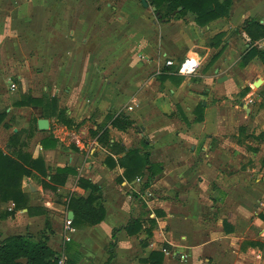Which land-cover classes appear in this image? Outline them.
<instances>
[{
	"label": "crops",
	"instance_id": "obj_1",
	"mask_svg": "<svg viewBox=\"0 0 264 264\" xmlns=\"http://www.w3.org/2000/svg\"><path fill=\"white\" fill-rule=\"evenodd\" d=\"M17 1L12 0L8 7L18 6V14L9 10L11 15L7 16L8 12L0 10V74L4 71L5 74L11 72V75L23 76L29 67L21 69L20 65L14 66L12 52L15 50L18 61L25 51H22L23 49L26 47L33 49L34 40L30 34L18 30V23L24 25L25 28H32L33 34L35 33L33 24L38 23V17L34 18L32 25L28 24L30 22L25 14L26 5ZM40 1L35 0L33 6H38L41 11ZM124 2L127 3V7L132 8V12L117 14L116 19H123L126 15L132 21L133 28L126 35L125 46L128 44V48L121 46L117 52L125 50L124 56H127L128 60L130 57L133 59L138 53L149 59L135 70L128 63L125 73L122 71L116 73L119 67H115L114 62L105 61V68H99L98 64L105 58L103 56L99 58L93 49L98 36L106 37L107 29L113 30L110 34L118 33L116 25L108 24L109 21L113 23L112 17L116 16L112 15L105 20V17L99 13L88 15L85 12L77 13L71 9L66 11L67 14L58 16L53 10H47L49 14L48 17L46 16L47 23H52L47 29L51 30H46L47 35L39 38L40 42L43 40L47 42V50L55 46L53 39L55 33L52 28L56 21L59 22L61 19L64 25L72 27V30L68 31L69 36L66 42L68 51L62 60V74L68 79L64 80L68 84L74 83L78 90H69L72 103L69 109H63L66 111V116L68 115L67 117L77 126L67 128L57 120L55 121L58 124L55 125L47 119L49 122L47 130L52 129V132H46L47 130L41 131L37 128L39 120L37 119L35 129L37 133L32 142L34 146L27 150L34 159L42 154L47 171L50 170L49 168H53L52 171H54L56 168L72 167L78 173L77 178H84L97 185L101 190V201L105 210L104 219L92 227L67 230L64 223L62 230L50 229L47 227L48 221L63 223L60 214L66 211L64 217L67 218L70 210H67L63 204L50 200L49 194H42L41 179L28 178L30 192L31 187L32 192L41 191V194H32V200L38 197L42 200L32 201L30 206L39 207L44 213L28 216L26 210H21L12 217L0 218V241L13 235L37 236L36 233L42 231L48 238V245L57 253L61 251L65 238L79 244L82 257L78 264H105L109 257L108 249L113 233L115 246L112 264H156L158 256L152 255V252L162 254L161 264L180 262V264H228L234 259L239 260L236 264H262L264 261V222L260 219V215L264 214L257 215L256 211L261 209L258 204L264 194H244L243 192L229 194L226 184H231L232 181L242 183L246 178V171L237 170L233 177L226 175L225 171L221 173L218 169L226 170V168L233 167L231 165L237 167L240 165L232 157L222 154V150L215 147V142L213 144L211 142L216 136L228 133L224 129V122L227 119L222 117L220 110L222 107L225 108V103L241 89L252 86L257 80H261V84L262 80L264 81V67L258 59H253L243 68L238 64L240 56L248 47L245 41L249 40L241 30L242 25L246 20L256 19L264 26V0H231L228 15L205 26H197L194 22L195 16L192 14L168 22H160L152 7L154 20L143 19V13H139V10L133 7L132 2L129 0H124ZM48 3L47 6H51L52 3ZM86 3V0H74V3H68V7L71 8V4L82 6ZM50 12L54 15H50ZM21 14L24 15L20 17ZM230 31H236L237 35L231 37ZM85 40H87L88 49L84 48V51L76 55V49L82 48ZM47 50L44 53L43 50L37 49L36 55L39 60H51L49 57L54 53L49 54ZM187 57L198 60L199 67L192 75H179L178 64ZM166 60H172L174 65L166 67L164 65ZM252 65H255L256 69L254 72L252 70L249 72L248 79L234 87L232 92H226L228 83L234 82L245 71H250ZM79 67H81L84 85L76 84L74 77L69 76L70 70H77ZM161 68L164 74L159 76V80L155 79V82L151 80L153 84H150L146 78L152 72H155V75L158 74ZM130 75H133V88L130 92L123 94L120 88L130 80ZM105 77L111 78L110 82L105 80ZM2 79L0 75V83ZM118 82H120L119 85ZM253 94L254 90L250 91L244 97V101L246 103L250 101ZM30 96L40 98L34 94ZM130 101L133 104L138 103V107L128 115L119 113L118 108ZM199 103L201 109L198 111L196 107ZM242 107L246 115H253V108ZM22 108L15 107L13 110L18 111ZM95 108L98 112L92 111ZM109 108L113 109L116 115L109 119L106 126H102L109 115H107ZM256 111L257 108L254 112ZM95 112L98 113L96 125L85 127L88 122H83L91 118ZM174 113H177L180 120ZM118 115L128 117L132 121V127L125 131L113 128L111 123ZM259 115H254V123L262 116ZM148 118H154L161 123V126L173 123L174 127L170 134L153 132L152 139L155 141H152L148 133ZM228 120L235 122L233 114ZM98 125L101 131L95 134L97 137L85 138L82 141L83 136L81 135L87 136L91 131H97ZM2 127L1 125L0 140L1 137H6L4 130L6 128ZM77 127H79V133L72 131ZM109 127L114 130L108 131ZM133 127L138 128V131L136 132ZM103 131L108 132L111 143H118L125 151L132 149V144L137 142L139 147L136 148L140 153H148L151 163L162 166V172L154 177L152 184L144 192L141 189L148 176L146 171L131 183L123 181L118 184L116 182L117 178L121 177L123 169L119 167L114 157H122L125 152L119 155L111 154L116 164L111 169L106 166L104 160L101 163L97 162L100 155L90 158L93 153L100 154L103 150L98 142V137ZM62 134L67 135L68 138L63 137ZM258 135H264V132ZM48 137L56 141H49L44 148L42 140ZM113 137L115 139L119 137L122 142L114 140ZM70 141L75 143L76 152L77 150L81 154H83L82 150L86 152L88 161L79 156L80 153L74 154L68 149ZM3 146H7L5 138ZM213 152H219L220 167L209 161ZM203 155L207 159L200 160ZM65 159L70 165L65 163ZM262 171L264 173V169ZM198 176L202 183L197 182ZM259 177L264 179V174ZM194 179L195 183L192 185ZM213 182L224 192L213 194ZM126 188H132L137 194H126L128 191ZM151 188L167 193L176 191V194H156L155 192L144 194L150 193ZM64 189L61 188V190ZM75 190L78 193L81 192L82 194L77 195L84 198L89 195V191L78 187H75ZM52 195L57 196V199L65 196V194ZM69 199L70 197L68 201ZM62 201H65V198ZM251 215H257L259 219L255 218V221H252ZM48 216L52 220H48ZM246 217L249 218L248 224L244 222ZM20 219H22L25 233H9L11 231L9 228L20 222ZM134 220L140 223L129 226L131 232H128L125 227ZM151 221H154V227ZM33 231L36 232L32 233ZM149 231H151L150 236H148ZM249 243L255 244L249 245ZM240 248H243V252ZM163 249L170 254H164Z\"/></svg>",
	"mask_w": 264,
	"mask_h": 264
},
{
	"label": "rangeland",
	"instance_id": "obj_2",
	"mask_svg": "<svg viewBox=\"0 0 264 264\" xmlns=\"http://www.w3.org/2000/svg\"><path fill=\"white\" fill-rule=\"evenodd\" d=\"M11 1L12 0H0V4H2L0 10L4 11L5 13L10 10V11L15 12V14L16 13L18 14L19 12L17 10L18 6L15 8L8 7ZM34 1L35 0H18L17 1V2H21L23 5H26V10H25V7L23 8L26 11L25 14H27L28 20L30 22L28 24L32 25L34 23V18L38 17V23L33 24V27L35 28L33 29L35 31V33L33 34H32V28H25L24 25L18 23L19 25L18 30L20 32L25 31L26 34H30L31 35L30 37H32V40H34L33 41L34 45H32L33 49L30 50L28 47L23 49L22 51L24 50L25 51L24 53H22V55H20V59L18 61H17V54L15 53V50L12 52V56H11L13 57L14 66L16 65L18 67L20 65L21 69L23 68L27 69V67H29L30 69L28 68L27 71L23 73L24 74L23 76L20 74L11 75V72H7V74H9L7 75L5 74L4 71H2V73L0 74L3 78L2 83H0V111L5 109L6 118H5L4 123H7L9 126L8 129H4L2 127L6 131V137H1L3 140L2 139L0 140V144H1L0 150L3 153H8V154H12V150L18 149L20 146V145L14 146V147L8 146L9 137L12 134L17 133L18 131L21 132L20 140L24 144V147L22 149L25 152H27V150L30 147L32 148L34 146L32 145V142H33V138L35 134L37 133L35 132L37 119H46V120L49 119L55 125H57L58 123L55 121L56 120V116H55L56 109L55 108L57 107L58 109H63V108L69 109V106L72 103L71 101L72 98L69 97V94H70L69 90L76 89L75 84L74 83L68 84L65 81L68 79L64 78L62 74V71H63L62 69L63 61L62 60L65 56L66 51H68V46L66 45L67 38L69 36L68 31L72 30V27L69 28L68 26L64 25V23L61 22V19L59 22L57 21L56 23L54 22L55 24H53L52 31H54L55 33L54 38H53L55 41V44H54L55 46H51L49 50H47L46 48L47 42H45V40H43V42L39 41V38L45 37L48 33L47 31L51 30V29H47L48 26L52 25V23L51 24L47 23L46 16L48 17L49 15L47 13V10L49 11L53 10L54 14H57L58 16L67 14L66 11L70 9L74 10L77 13L85 12L88 15H94V14L99 13L105 17V20H108L109 17L112 15L116 16V17H112L113 23L109 21L108 24L116 25L118 27V33L114 32L113 34H110L113 30L107 29L106 37L101 38L100 36H98V38L95 40L96 44L93 41V44H95L93 49L95 50L96 55H98L99 58L101 56L105 58L104 60H102L101 63L99 62L100 63L98 64L99 68H105V64H106L105 61L112 62V63L114 62L116 64L115 67H119L117 68L116 73H121V71L125 73L126 72L125 68L127 67L128 63L131 64L135 70L139 68L141 64L149 61V59L144 58L143 55H141V53H138L135 57H133V59L132 57H130L128 60V57L124 56L125 50H123L120 53L117 52V49L121 46L128 48V44L125 46L126 35L128 31L131 28H133L132 21L129 20V17H126V15H124L125 17H123V19H120V20L116 19L117 14L123 15L126 13L130 14L132 12L131 11L132 8L130 6L127 7L126 6L127 3L124 2V0H86L87 3L85 5L79 6V4L78 5L71 4V8L68 7V3H74V0H41L39 3V6L42 5V7L40 8L41 11L39 10L38 6H33ZM129 1L132 2V4L134 5L133 7L135 9L139 10V13H143L142 15L143 19L147 18L148 20H152V21L154 20V13L151 7L148 6L147 8H144L140 0H129ZM48 2L52 3L51 6L50 5L47 6L49 4ZM54 14L51 13L50 15H54ZM6 15L7 16L11 15V12H8V14L6 13ZM22 15L24 14H21L20 17ZM80 19H82V17H80ZM112 28L114 27L112 26ZM230 32H231L230 33L231 37H234L237 35L236 31H230ZM104 35H105V32H104ZM19 36L21 37L22 35L20 34ZM57 38L59 39L57 40ZM237 38H241V37H237ZM245 42H247L248 44L249 40H246ZM86 43H87V40H85V42L82 43L83 44L82 48L76 49V55L80 54L82 50L84 51L85 50L84 48L88 49V45H86ZM255 45L261 48V47H264V42H258ZM37 49H39L40 51L43 50L44 53H46V50L49 54L54 53L49 57L51 60H48V59L44 61L39 60L38 55H36V53H38ZM121 55H123V57ZM115 57H120V58H115ZM41 58L43 59V57ZM150 61L152 60L150 59ZM255 69H256V66L252 65V67L250 68V71H245L244 73H242V75H239L238 78L234 82L232 83L229 82L226 92H232L234 90V87H236L238 84L243 82V80L248 79L249 72H251V70L252 72H254ZM113 74L117 75L114 72ZM163 74H164V70L163 68H161L158 74L155 75V72H152L146 79H148L147 81H149L150 84H153L152 81L154 80L153 82H155V79L159 80L158 79L159 76H162ZM69 76L74 77V79L76 80V84L84 85L81 67H79L77 70L76 69L70 70ZM132 76L133 75H130L129 77L130 80L127 83H125L123 86H121L120 90L123 92V94L130 92L132 90L133 84H134L132 80ZM105 80H109L110 82L111 78L108 79L107 77H105ZM10 82L15 85L14 89H10L9 87ZM119 84L120 82H118V85ZM263 86H264V81L262 80V84L259 87H254L253 85L249 86L247 88V92H244L243 89H241L238 93L232 95L231 97L232 99L228 100V102L225 103V108L222 107L220 109L222 117L227 119V121L224 122V129L228 133L226 135L216 136V138L212 140L211 144L215 142L214 144L215 147H218V150H222L221 153L224 154L225 156L232 157L235 162L239 163L240 167L231 165L233 167L226 168V170H222L221 168L218 170L221 171V173L225 171L226 175H230V177H233V175L237 173V170L246 171V178L243 179L242 183L240 181L237 183L232 181L231 184L230 183L226 184L228 185L226 189L229 190V194H241L240 192H243L244 194H257V193L264 194V179L259 177L261 174H264L262 171V169H264V135H261V136L258 135L261 132H264V90H263ZM248 90L250 91L254 90V94H253L252 99L246 103L244 101V97L250 92V91L248 92ZM153 91L156 94L155 89H153ZM32 94L40 96V98L42 96L44 97L43 107H40V106H33V107L28 106V107H23V108L17 107V108H22V109L18 111L13 110V108H15L13 107V103L16 100H19L22 97L30 96ZM53 98L57 100L56 106L55 105L52 106L51 104L52 103L51 99ZM242 106H246L251 109L253 108V112H252L253 115L251 114L246 115L245 109ZM35 107H40V108H35ZM129 107H132L131 111L128 109ZM137 107H138V103L133 104V102L130 101V102L124 103L123 106L121 105L118 108V111L119 113L128 115L132 113L133 110L136 109ZM196 108L198 111L200 110L201 108L200 103L198 104ZM256 108H257V111L255 113L254 110ZM92 111H97V109L95 108ZM97 114L98 113L95 112L91 116V118L83 122V123L88 122V124H86L85 127H89V126L92 127L96 125ZM232 114L235 118L234 123H232L233 121L228 120L229 117L232 116ZM257 114H260L262 116L259 117L258 121H255L254 123V119H255L254 115H257ZM107 115L108 116L102 123V126H106L109 119L114 117L113 115H116V112L113 109L110 110L109 108ZM174 115L180 120L177 113H174ZM147 122L149 123L148 133H149L150 139H152V136L154 135L153 132L156 133L158 131L157 133L170 134L172 127H174L173 123L171 124L166 123L165 125L161 126V123L157 122L154 118H148ZM79 127L73 128L72 131H76V133H79V130H78ZM108 129L106 130L108 131L114 130L111 127H109ZM133 129H135L136 132L138 131V128L133 127ZM49 131L52 132V129H49L46 132H49ZM99 131H101V129L99 128V125H98L97 131H94V132L91 131L93 135L91 132L87 136L84 134L81 135L83 136L82 141L85 138H90V139L96 138L97 137L96 135L98 134ZM62 135L63 137L68 138L67 135L65 134H62ZM4 138L7 139V146H3ZM110 139L111 137L108 134L103 140V142H99V146H101L103 150L101 151L100 154L93 153V155H90V158H96L100 155L101 157L97 158V162L99 163H101L103 160L105 161V158L108 156L112 158L111 154L114 155V152L110 148V144H111ZM113 139L118 142H122L119 137L117 139L113 137ZM152 141H155V139H152ZM203 142L204 141H202V143ZM68 147H69L68 149L74 152V154L80 153L78 150L77 152L74 150V148L76 147L73 141L69 142ZM136 147H139L137 142L132 144V149H138ZM82 152L83 154L80 153L79 156H81L85 161H88L89 159H87L86 152L84 150H82ZM27 153L31 155L30 152H27ZM218 153L213 152V156L209 157V161L215 163L217 167H220L221 165L218 163V161L220 160ZM39 157L43 159L42 154ZM114 158H116V161L118 162L119 157L115 156ZM204 159H207V158H204V155H203L200 160H204ZM113 160L115 162V159ZM60 163L62 162L60 161ZM65 163H68L70 165V163L66 159H65ZM49 169L50 170L47 171L48 174L52 172L53 168H49ZM190 170L192 171L193 168ZM77 174L75 176L68 177L67 182L65 183L64 186L57 187L55 189L42 186V192H43L42 194H49L50 200H52L53 202H59L63 204L67 209L66 203L68 201V198L74 195L77 196V194H82L81 192L78 193L75 190V187H77V179H78ZM27 179L28 178L23 179L22 188L27 194L30 195V203L36 200L42 201V200H39V197L36 198L35 200H32V194H41V191H39L38 193L30 192V189H29L30 181H28ZM48 180H49V176H47L44 181H48ZM197 180H198L197 182L202 183L200 176L197 177ZM193 183H195V179L194 181H192V185ZM212 185H213V194H221V192H224L220 189V187L215 182H213ZM61 188H65V189L61 190ZM126 189L128 190L126 194H137L132 188H126ZM154 192L156 194H166L167 193L166 191L160 192L158 189L153 190L151 188L150 193L148 192L144 194H154ZM52 194H65L64 196L65 201H62L64 198L57 199V196L52 195ZM167 194H176V191L170 192ZM11 204L12 203H9L6 206L2 205V207L0 208V211H4V210H6V212L9 211V207ZM258 205L260 206L261 209L259 211L258 210L256 211L257 215L260 213L264 214V197L260 199ZM65 213L66 211L60 214L62 217L61 220L63 221V223L60 221H58V223L48 221L47 227H49L50 229L58 230V231L62 230V226L66 220V218L64 217ZM257 215H251L250 219L252 221H255V218H258ZM47 218L48 220H52L49 216ZM248 219L249 218L246 217V220H244L246 224H248ZM227 220H229L228 217H227ZM19 227H22V228L19 229ZM9 231H10L9 233H13V234L15 233L24 234L25 232L23 230L22 219H20V222H17V224H14L12 227H10ZM35 232L36 231H33L32 233H35ZM43 233L44 232L41 231L36 234L38 235V234H43ZM35 236L36 235L32 236V238H35ZM242 249L240 248L241 252H243ZM236 260L234 259L232 262H229L228 264H236L239 261V260L238 261ZM262 264H264V261Z\"/></svg>",
	"mask_w": 264,
	"mask_h": 264
},
{
	"label": "trees",
	"instance_id": "obj_3",
	"mask_svg": "<svg viewBox=\"0 0 264 264\" xmlns=\"http://www.w3.org/2000/svg\"><path fill=\"white\" fill-rule=\"evenodd\" d=\"M147 4L154 8V13L158 21H170L179 19L187 14L195 16L194 22L197 26H205L217 19L224 18L228 15L231 0H146ZM181 8L180 10H178ZM249 39L248 47L240 56L239 66L246 67L253 59H258L264 67V47L258 48L257 42H264V26L256 19L246 20L241 28ZM247 92V88L243 89ZM44 97L34 98L32 96L22 97L13 103V107L40 106L43 107ZM52 106H56L57 100L51 99ZM56 109V120L67 128L76 127L71 119L66 116L64 109ZM58 109V110H57ZM201 109V108H200ZM6 118L5 110L0 111V126L8 129L9 126L4 123ZM47 118V117H46ZM200 121V120H199ZM113 128L125 131L132 127V121L124 115H118L111 123ZM108 135L107 131H103L98 137V142H103ZM21 132L12 134L8 139V146H19L18 149L12 150V154L3 153L0 150V208L2 205L12 203V210L0 211V218L12 217L17 211L26 210L28 216L42 215L44 212L39 207L30 206V195L22 188L24 178H39L44 187L55 189L64 186L68 177L75 176L76 170L72 167L56 168L52 173H47L45 164L41 157L32 158L22 148L24 144L20 140ZM53 138L48 137L42 140V146L45 148L49 141ZM56 141V140H53ZM144 139V143H145ZM117 147V149H115ZM114 154L124 153V156L118 158V165L123 169L120 178H117L118 184L125 181L131 183L135 179L142 176L143 172L148 173L145 183L142 185L141 191L144 192L152 184L154 177L162 172L160 164H153L149 160L148 153H140L138 149L124 150L122 146L116 143L110 144ZM104 163L110 169L116 164L111 157H106ZM49 176L48 181H44ZM77 187L89 191V195L84 198L81 195L70 197L67 203V209L73 212V220L71 221L72 229H80L92 227L99 224L105 217V210L101 201L100 188L84 178L77 179ZM260 219L264 222V215H260ZM140 223L138 220L130 221L125 227L131 232L129 226ZM154 227V221H151ZM151 231L148 232L150 236ZM255 243H249L254 245ZM115 246L114 235L112 233V241L109 244L108 259L105 264H112L114 259L113 248ZM64 256V264H78L82 255L80 253L79 244L64 241L62 246ZM158 256L156 264H161L162 254L152 252V255ZM58 253L48 245V238L44 234H38L35 238L30 235H13L0 241V264H58Z\"/></svg>",
	"mask_w": 264,
	"mask_h": 264
},
{
	"label": "built area",
	"instance_id": "obj_4",
	"mask_svg": "<svg viewBox=\"0 0 264 264\" xmlns=\"http://www.w3.org/2000/svg\"><path fill=\"white\" fill-rule=\"evenodd\" d=\"M164 65L166 67H170V66H173L174 65V62L172 60H166ZM199 67V62L198 60H196L195 58H190V57H187L185 58L184 60H182L179 64H178V74L179 75H182V76H189V75H192L196 72V70L198 69ZM9 87L10 89H14L15 88V85L13 83H9ZM130 111L132 110V107H129L128 108ZM13 207V204L10 205L9 207V211L12 209ZM71 221L72 220H69L68 218H66L65 220V224H66V229L67 230H71ZM70 239L69 238H65L64 241H69ZM164 254L166 255H169L170 252H168L166 249H163L162 250ZM58 256H59V259H58V264H64V256H63V253H62V249L61 251L58 253ZM181 259H184L183 256H180Z\"/></svg>",
	"mask_w": 264,
	"mask_h": 264
},
{
	"label": "water",
	"instance_id": "obj_5",
	"mask_svg": "<svg viewBox=\"0 0 264 264\" xmlns=\"http://www.w3.org/2000/svg\"><path fill=\"white\" fill-rule=\"evenodd\" d=\"M141 3H142V5H143L145 8L148 6V5H147V2H146L145 0H141ZM179 9H180V8H179ZM260 84H261V80H257L256 82H254L253 86H254V87H259ZM48 127H49V122H48V120H46V119H39V120L37 121V128H38L39 130H41V131H46V130L48 129ZM32 191H33V188L31 187V192H32ZM73 217H74L73 212L69 211V212H68V216H67V218H68L69 220H73Z\"/></svg>",
	"mask_w": 264,
	"mask_h": 264
}]
</instances>
